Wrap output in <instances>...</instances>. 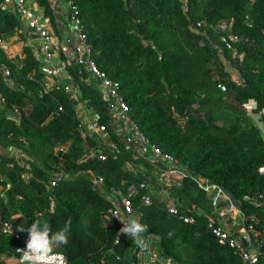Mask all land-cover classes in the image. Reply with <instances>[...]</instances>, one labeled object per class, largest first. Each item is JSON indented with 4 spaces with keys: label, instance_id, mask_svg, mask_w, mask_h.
I'll list each match as a JSON object with an SVG mask.
<instances>
[{
    "label": "trees",
    "instance_id": "obj_1",
    "mask_svg": "<svg viewBox=\"0 0 264 264\" xmlns=\"http://www.w3.org/2000/svg\"><path fill=\"white\" fill-rule=\"evenodd\" d=\"M75 2L93 56L120 83L131 119L152 144L177 158L190 174L179 182L158 183L166 163L157 167L145 157L133 158L135 151L124 146L111 123L99 81L93 77L85 82L82 75L90 77V73L73 62L67 64L71 77L66 82L79 87L80 97L92 109L91 118L98 114L108 126L109 139L122 145L116 158L81 161L90 147L102 150L107 144L102 136L88 131L77 100L64 84L44 90L43 62L32 47L25 45L22 57H9L0 49V66L10 71L7 77L0 72V94L6 99L0 105V143L5 149L0 155V226L11 220L26 235L20 227H30L39 219L48 222L54 233L71 220L68 244L53 247L66 255L68 264H135L125 254L126 245L133 242L124 234L120 245L114 246L116 251L106 253L114 245L119 224L105 227L102 211L112 204L104 193L93 189L91 175L104 176L107 188L119 186L124 192L131 183L146 181L154 202L142 204L146 189H139L132 199L162 257L172 258L175 264H247L234 247L220 243L209 230L210 219L221 224V213L197 179L220 187L247 216H258L260 223L255 224L252 239L264 250V204L256 203L257 195H264V174L258 170L264 164V141L243 107L252 101L264 115V0ZM198 21L203 25L196 32L191 26ZM222 21L234 22V30L244 37L239 44L245 52L243 61L237 63L240 75L226 71L209 40L219 38L210 25ZM21 24L17 13L0 10V31L6 39ZM220 81L226 82L227 91L218 87ZM216 94L228 104L227 112H215ZM16 111L18 119L11 117ZM81 131L87 132L86 138ZM70 140L63 160L71 178L50 192L46 183L58 163L55 147ZM11 147L24 157L10 156ZM25 171L30 173L28 179L22 177ZM158 187L170 190L179 215L167 210ZM51 195L56 202L54 212L49 210ZM180 215H193L196 221L186 222ZM20 245L21 239L0 232V255H13ZM258 264H264L263 257Z\"/></svg>",
    "mask_w": 264,
    "mask_h": 264
},
{
    "label": "built area",
    "instance_id": "obj_2",
    "mask_svg": "<svg viewBox=\"0 0 264 264\" xmlns=\"http://www.w3.org/2000/svg\"><path fill=\"white\" fill-rule=\"evenodd\" d=\"M31 0H0V10L5 12L17 13L22 18H24L29 26V29L36 33L38 37L41 38L42 49L46 55V61L42 65V71L46 75H59L63 72V69L67 70V64H72L73 62L78 63L83 69L90 73L89 76L82 75L85 82H89L90 78L93 77L99 81V87L103 95V99L107 103V109L110 115L111 123L115 127V132L124 140V146L128 149H133V158L137 159L139 157H145L151 164L159 167L160 162H165L166 166L161 168L157 181L160 184H168L172 182H179L183 178L189 176V172L186 168L182 167L177 158L169 153H165L155 144H152L145 134L140 130L137 122H134L130 115V106L120 93V83L112 79L106 71L102 70L97 64L94 56L92 46L88 41V36L83 28V21L81 17V11L75 0H50V7L43 6V17L36 14L33 8L30 6ZM42 3V2H41ZM43 4V3H42ZM44 5V4H43ZM65 9L66 19L61 20L62 17L60 10ZM50 10L51 15L48 16L47 10ZM60 13V14H59ZM50 14V13H49ZM47 15V16H46ZM52 15L59 19L60 24L67 26V35L65 38L61 39L51 33L52 31ZM234 22L222 21L214 27L220 31L227 32L221 36V40L224 44L230 48L233 52V56L236 57L239 53L234 47L235 42H239L241 37L233 33ZM202 26L201 22L194 26V29ZM15 31L23 34L24 31L20 27H16ZM11 44L9 39H6L2 32L0 31V49L5 53L9 51ZM63 62V65L61 64ZM2 71L4 76H9L10 71L6 65L0 66V72ZM68 71V70H67ZM71 77L69 73V78ZM68 78V79H69ZM43 84L45 91H49L47 85ZM63 84V83H61ZM59 84L53 88H60L62 85ZM219 86L223 90H227L225 83H220ZM52 88V89H53ZM63 88L72 94L76 100L80 98L79 87L74 83H67L64 81ZM85 100V99H84ZM6 101L5 97L0 94V105L4 104ZM86 101V100H85ZM87 102V101H86ZM16 115L18 112H15ZM19 115V114H18ZM17 115V116H18ZM124 123V124H122ZM89 126L88 131L91 134H98L103 137L106 141V146H101L102 150H96L90 147L89 150L84 154L83 160H87L90 157H96L101 161H106L109 156L116 158L118 153H121L122 145L121 142L109 139L108 126L106 123L101 122L99 115H93L90 121L87 123ZM82 138H86L87 132L81 131ZM71 142L67 144L58 143L55 147V154L58 163L52 166L51 178L47 182V188L49 190H54L57 188L61 182L69 180L71 178V173L67 172L64 168L65 162L63 160V154L69 149ZM4 149L0 143V155L3 154ZM27 169L31 166L24 163ZM129 167V166H128ZM259 172L264 173V165L259 167ZM29 171L22 173L24 179H28ZM92 186L94 190H98L106 195V199L111 202L107 209L102 212V220L105 227H109L111 222H116L119 224V230L124 227L123 222L129 221L131 218H136L141 224L145 225L146 230L143 232L142 238L144 241V247H135L133 249L132 257L135 264H175L174 261L169 259H164L157 253L156 247L153 245L155 238L153 235L147 233L146 224L142 223L138 218V212L135 209L132 196L139 193V189H146L147 192L142 195V204L150 205L154 202V193L150 192L151 184L146 181H142L139 184L131 183L127 187V191L124 192L122 188L111 187L109 189L105 186V178L100 174L91 175ZM197 181L202 188L211 192L213 190L219 192V194H225L224 191L216 186L215 184H207L205 179L198 178ZM160 194V200L165 203L167 210L174 215H179V207L175 199L171 196V192L168 188L160 189L157 188ZM114 193L117 196H113ZM225 196L231 200L227 194ZM234 204L231 203V208ZM55 209V200L51 197L50 210L53 212ZM41 214V213H39ZM186 222L193 223L196 218L193 215H180ZM123 221V222H122ZM208 227L211 231L218 237V240L222 244H227L231 247L236 248L240 251L244 259L248 264H257L259 260V255L262 253L261 246H258L254 252H251L245 248V246L233 236L228 229L222 225H217L215 220L212 218L208 223ZM252 228V226H250ZM118 234L115 237L114 245L108 248L107 254H113L116 251L115 245H120L122 234ZM0 232L5 234H13L16 238L22 240V245L16 249V253L13 255L2 254L0 255V264H37L36 261L29 260L26 253L22 250L26 248V241L28 239V234L21 235L13 221L7 220L1 223ZM39 264H68L67 257L62 252L52 251L46 257H42Z\"/></svg>",
    "mask_w": 264,
    "mask_h": 264
},
{
    "label": "clouds",
    "instance_id": "obj_3",
    "mask_svg": "<svg viewBox=\"0 0 264 264\" xmlns=\"http://www.w3.org/2000/svg\"><path fill=\"white\" fill-rule=\"evenodd\" d=\"M198 22H201L202 25H203L202 21H198ZM198 22H196L194 25L191 26L192 29L194 31H196V32H199L200 28L202 27V26H200L197 29L193 28L194 26H197ZM215 25H217V24L216 23H214V24L212 23L210 25V27L213 28V30L219 34V38L216 41L212 40L210 38H209V40L211 41L213 46L218 50L219 56L221 57V59L224 61L225 65H226V71H228L227 67L230 66L232 69L228 71L229 73H231L233 75H240V71H239L237 63H241L243 61V59H244L245 52L239 50V44L242 42L244 37L241 36L240 34H238L234 30V26H233V29H232L233 33H235V34H237V35H239L241 37V40L239 42H235L233 44L234 47L238 50V53H239L236 57H234L232 50L230 48H228L224 44V42L221 40V36L223 34H227V32L220 31V30L216 29L214 27ZM220 83H225L226 84V82L220 81L218 83V87H220L219 86ZM226 86H227V84H226ZM227 90H228V86H227ZM227 90H223V91H227ZM243 107L248 112V114L252 117V119L255 122V124L260 128L261 133H262V138H263V141H264V115H262L259 111H256L255 103L252 102V101L246 102ZM262 174H264V173H262ZM107 189H109V188H107ZM54 190H49V191L53 192ZM208 193H209V191H208ZM221 195H223V201L220 202V206H222V205L226 206L228 204V208L229 209H228V212L226 214H228L230 216V214H229V212H230L232 218H235V216L239 217V218H242L243 224L245 226V234H243L241 232H238V231H234L232 228L227 226V223L223 224L222 221H221L220 225H222L226 229H228L229 232L233 236H235L245 246V248L247 250H249L251 252H254L258 246H261V244H259L258 242L255 243V241H253V239H252L253 233L256 230L255 229V224H259L260 223V220H259L258 216L257 215L247 216L241 209L237 208L233 198H231V200H230V199H228L225 196V194H221ZM51 197H53V195L50 196L49 210H50V205H51ZM257 197H258L257 201H256L257 206H260L261 204H264V195L263 194H258ZM231 203L234 204L233 208H231ZM55 207H56V202H55ZM54 211H55V209H54ZM50 212H51V210H50ZM201 212H202V210H201ZM220 213H221V215H225V213L222 212V211H220ZM123 224H124V227H122L119 230V234H124V235H126L127 237H129L132 240V242H133L132 244L129 243V244L126 245V246L132 245V251H131V255H132L133 249L135 247H138V246L144 247V241H143V238H142L141 234L143 232H145L146 227H145V225L141 224L136 218H131L129 221L123 222ZM250 226H252V228H250ZM209 230L211 231L210 228H209ZM20 231H26L27 234H28V239L26 241V248H24L22 250L26 253V255L28 256L29 260L36 261L37 264H39V262L41 261V258L48 256V254L51 253L52 251L60 252V251L54 250L53 247L62 246V245L66 246L68 244V242H69V233L71 231V220L66 221L64 226L62 228L58 229L57 231H55L54 233L52 232L51 227H50L48 222L41 221L39 219L35 220L34 223H32L30 227H27V228L20 227ZM154 246L157 249V246L155 245V243H154ZM236 251L241 256H243V254L240 251H238L237 249H236ZM261 251H262V253L259 255L258 263L260 261V257L264 258V250L262 248H261ZM157 253L160 255L158 250H157ZM164 259H169V258H164ZM132 260H133V257H132ZM247 264H248V262H247Z\"/></svg>",
    "mask_w": 264,
    "mask_h": 264
},
{
    "label": "crops",
    "instance_id": "obj_4",
    "mask_svg": "<svg viewBox=\"0 0 264 264\" xmlns=\"http://www.w3.org/2000/svg\"><path fill=\"white\" fill-rule=\"evenodd\" d=\"M30 6L33 8V10L36 12V14L43 17V16H45V15H43V6L44 7H47V6L50 7V0H48V3L44 4V5L41 3V0H31ZM60 13L62 15V17L60 19L61 20L66 19L67 14H66L64 8H61ZM49 15H51V14L48 13V16ZM20 18L22 20V24L19 27L22 28L24 33L20 34L17 31H15V33L10 38H8L9 42L11 44V47H10L9 51L7 52V55L9 57H16V56L22 57L23 56V47L25 45H28L35 50L38 58L44 64L46 61V55H45L44 50L42 49L41 38L38 37L36 33L32 32L29 29L28 23L24 18H22L21 16H20ZM58 21H59V19H57L56 17H54V15H52V20H51L52 31H51V33L53 35L58 36L59 38L63 39L67 35V29L68 28L66 25L60 24ZM61 64L63 65L62 61H61ZM68 78H69V72L66 69H63V72L59 75H46V74H44V76L42 78V83H44V85H47L48 89H52L53 87H55L61 83L64 84V81H66ZM11 84H13V81H11ZM77 109H78L79 115H81L83 120L86 123H88L91 119V115L93 114L92 109L86 105V101L81 97L77 100ZM17 115H16V113H14V114H12L11 117L18 119L19 115L18 116ZM69 142H71V144H72L73 140H70ZM8 153L10 156L17 158L18 160H21L22 157H24V153L22 151H20L19 149H17L16 147H11L10 150L8 151ZM208 196L213 199L218 210L225 213V215L220 216V218H221L220 220L223 222V224L227 223V226L232 228L234 231H238V232L245 234V226L243 224L242 218H239L236 216H235V218H232L230 212H229L230 216L228 214H226L228 212V209H229L228 204L226 206H224V205L220 206V202L223 201V195H221L217 191L213 190V191L208 193Z\"/></svg>",
    "mask_w": 264,
    "mask_h": 264
},
{
    "label": "rangeland",
    "instance_id": "obj_5",
    "mask_svg": "<svg viewBox=\"0 0 264 264\" xmlns=\"http://www.w3.org/2000/svg\"><path fill=\"white\" fill-rule=\"evenodd\" d=\"M231 69L232 68L230 66L227 67L228 71L231 70ZM219 96H220L219 94H216V95L213 96V98L215 100V105L213 106V108L215 109V112L216 111H219V112L225 111V112H227L228 110H227V106L226 105H228V104L226 102H224V101H220ZM113 196L115 197V196H117V194L114 193ZM109 205L110 204L107 202L106 206H109ZM125 248H126L125 254L128 255L129 258L132 259V255H131L132 245H128Z\"/></svg>",
    "mask_w": 264,
    "mask_h": 264
}]
</instances>
